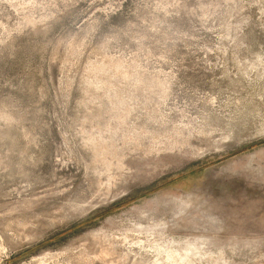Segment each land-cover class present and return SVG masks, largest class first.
<instances>
[{
	"label": "rangeland",
	"instance_id": "rangeland-1",
	"mask_svg": "<svg viewBox=\"0 0 264 264\" xmlns=\"http://www.w3.org/2000/svg\"><path fill=\"white\" fill-rule=\"evenodd\" d=\"M0 264H264V0H0Z\"/></svg>",
	"mask_w": 264,
	"mask_h": 264
}]
</instances>
